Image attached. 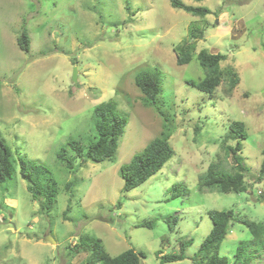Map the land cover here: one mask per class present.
<instances>
[{"label": "rangeland", "instance_id": "obj_1", "mask_svg": "<svg viewBox=\"0 0 264 264\" xmlns=\"http://www.w3.org/2000/svg\"><path fill=\"white\" fill-rule=\"evenodd\" d=\"M180 1L210 12L193 15L171 0H0V137L15 160L12 177L0 182V264H84L96 239L109 256L133 248L146 254L140 264H192L212 227L208 210L228 209L235 220L218 255L232 260L240 241L252 238L241 220L264 221V177L256 179L264 160V0ZM23 29L27 52L16 41ZM192 29L202 37L191 38ZM183 41L194 42L195 54L180 65L176 48ZM201 49L226 54L220 67L240 77L230 92L224 80L212 96L186 83L205 75L196 58ZM155 68L162 103L148 106L134 77ZM110 99L127 117L114 158L83 162L85 151L70 153L74 169H66L59 148L71 139L92 140L93 108ZM165 117L172 156L124 190L120 166L160 134ZM233 120L245 125L238 154L252 185L239 193L201 188L211 161L228 172L235 167L226 149L235 139L225 138ZM19 156L51 170L57 193L50 208L32 199ZM175 184L182 192L169 198ZM149 220L151 227L138 226ZM189 239L184 259L160 263L158 252L179 253ZM263 252L255 250L250 264H264Z\"/></svg>", "mask_w": 264, "mask_h": 264}, {"label": "trees", "instance_id": "obj_2", "mask_svg": "<svg viewBox=\"0 0 264 264\" xmlns=\"http://www.w3.org/2000/svg\"><path fill=\"white\" fill-rule=\"evenodd\" d=\"M173 7L181 8L193 15L203 16L210 11L201 6L185 5L180 0H171ZM190 37L198 39L202 37V31L189 30ZM17 44L21 50L27 52L29 50L30 39L27 31L23 29L18 35ZM194 42L183 41L176 48V61L178 64H186L191 60L194 51ZM199 65L205 70L204 77L199 81L186 80V83L196 89L213 95L216 87L225 81L227 90L230 92L240 81V77L231 66L225 68L220 67V62L226 59V54L217 52L210 53L205 49H201L196 53ZM74 61V60H73ZM161 72L155 69H143L138 71L134 77V83L144 95L143 102L148 106H157L162 101L159 98L161 93ZM162 103V102H161ZM164 114V111H160ZM93 120L95 124V134L92 140L87 144H81L78 140H68L65 145L61 146L56 154L68 170L74 169V157L80 156L85 151L83 162L87 160L102 161L104 159H113L120 135L124 132L127 124V117L117 110L116 102L112 99L102 101L93 108ZM164 129L160 134L153 137L140 152L135 153L128 163L120 166V175L124 180V190H131L140 183L147 180L153 174L158 172L173 154V148L169 142L171 131L167 118H164ZM198 130V127H195ZM226 139H235L234 146H227L233 155L235 167L233 171L228 172L222 168L219 161H211L204 174L199 179V187L207 190H217L219 192H243L246 191L252 183L245 181L247 167L243 165V157L238 154L241 150V140L246 138V130L244 122L241 120H233L229 123ZM264 155V149L261 150ZM14 158L12 150L0 137V182H4L11 178L14 173ZM19 173L29 180L27 190L30 192L33 200H43L44 206H50L56 201L57 184L49 167L42 162H34L25 156L18 157ZM264 177V160L260 163L257 181H261ZM76 181L71 180L65 184L67 191L75 185ZM250 185V186H249ZM171 195L169 198L179 196L182 189L175 184L170 188ZM41 197H44L41 199ZM208 216L212 221V227L209 233L200 243L197 251L190 257L192 264H250V260L254 256L255 250L264 251V221H251L242 219L241 222L250 230L252 238L240 241L237 246L233 259L227 256L218 255L219 243L229 233L232 221L235 220L232 209L228 210H208ZM170 218V217H168ZM169 223L170 219L167 220ZM153 220L139 223L138 226L151 227ZM170 229L173 224H169ZM191 244V240L180 242L179 253L160 254V263L182 260L186 256L184 249ZM91 254L86 258L84 264H140L141 259L146 257L142 250L128 248L114 256H109L102 248L100 242L91 240L89 242ZM264 257V252H263ZM232 261V262H231Z\"/></svg>", "mask_w": 264, "mask_h": 264}, {"label": "water", "instance_id": "obj_3", "mask_svg": "<svg viewBox=\"0 0 264 264\" xmlns=\"http://www.w3.org/2000/svg\"><path fill=\"white\" fill-rule=\"evenodd\" d=\"M76 78H77V70L76 68H74V71H73V74H72V82L76 83ZM44 241H49L51 243H55L54 239L52 236L50 235H46L44 238H43Z\"/></svg>", "mask_w": 264, "mask_h": 264}]
</instances>
